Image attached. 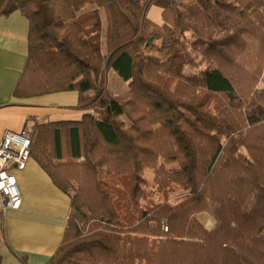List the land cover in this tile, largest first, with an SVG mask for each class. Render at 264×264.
Segmentation results:
<instances>
[{"label": "trees", "instance_id": "1", "mask_svg": "<svg viewBox=\"0 0 264 264\" xmlns=\"http://www.w3.org/2000/svg\"><path fill=\"white\" fill-rule=\"evenodd\" d=\"M16 10L30 28L14 96L77 91L89 109L29 134L75 192L47 264H264V0H0Z\"/></svg>", "mask_w": 264, "mask_h": 264}, {"label": "crops", "instance_id": "2", "mask_svg": "<svg viewBox=\"0 0 264 264\" xmlns=\"http://www.w3.org/2000/svg\"><path fill=\"white\" fill-rule=\"evenodd\" d=\"M29 28L21 11L0 13V142L6 130L30 133L37 122L80 120L89 111L78 106L77 91L14 96L28 58ZM13 173L22 202L18 209L0 211L1 264H47L63 242L72 193L61 190L33 157Z\"/></svg>", "mask_w": 264, "mask_h": 264}, {"label": "built area", "instance_id": "3", "mask_svg": "<svg viewBox=\"0 0 264 264\" xmlns=\"http://www.w3.org/2000/svg\"><path fill=\"white\" fill-rule=\"evenodd\" d=\"M30 145L31 137L26 131L6 130L3 134L0 142V211L21 206V191L13 169L26 168L31 157ZM163 227L168 230L167 225Z\"/></svg>", "mask_w": 264, "mask_h": 264}, {"label": "rangeland", "instance_id": "4", "mask_svg": "<svg viewBox=\"0 0 264 264\" xmlns=\"http://www.w3.org/2000/svg\"><path fill=\"white\" fill-rule=\"evenodd\" d=\"M161 12H162V9L160 7L154 6L150 12V16L156 21L161 20ZM195 61L198 64V66H200V67H205L208 64L205 60L202 59V57L200 55H197L195 57ZM189 70H191V68H189ZM192 70H194V69H192ZM196 70H199V68H197ZM108 83H109L108 84L109 88L112 91H114L115 93H120V92L125 91L127 89L126 82H124L115 71H112L111 75H109ZM259 86L260 87L264 86V72H263L262 80H261ZM81 110H83V109H81ZM28 134H30V133H28ZM144 176L148 180V185H146L147 192H154V194L151 195V198L153 199V201L159 202V201L163 200L161 195L155 191V186L153 185V178H154L153 170L152 169H146L144 171ZM71 193H72V195L75 194V192L73 190H71ZM183 193H185V191L183 189H178L176 191H173L170 193V199L171 200L175 199L178 196L182 195ZM143 203H146V201H143ZM197 217L205 224V226L207 228H212L215 224V221H216L215 218L209 212H201L197 215ZM164 224L167 225L166 223H164ZM164 224H163V226H164ZM165 231H167V230H165Z\"/></svg>", "mask_w": 264, "mask_h": 264}]
</instances>
